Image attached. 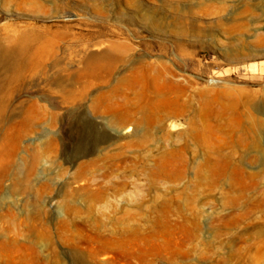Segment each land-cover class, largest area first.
I'll use <instances>...</instances> for the list:
<instances>
[{"label":"rangeland","instance_id":"obj_1","mask_svg":"<svg viewBox=\"0 0 264 264\" xmlns=\"http://www.w3.org/2000/svg\"><path fill=\"white\" fill-rule=\"evenodd\" d=\"M6 264H264V0H0Z\"/></svg>","mask_w":264,"mask_h":264},{"label":"bare ground","instance_id":"obj_2","mask_svg":"<svg viewBox=\"0 0 264 264\" xmlns=\"http://www.w3.org/2000/svg\"><path fill=\"white\" fill-rule=\"evenodd\" d=\"M0 264H6L5 260L0 258Z\"/></svg>","mask_w":264,"mask_h":264}]
</instances>
